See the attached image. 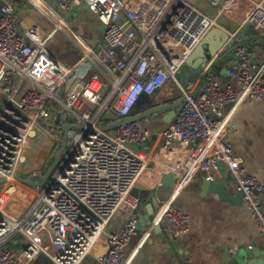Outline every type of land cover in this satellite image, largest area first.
<instances>
[{"label":"built area","instance_id":"obj_1","mask_svg":"<svg viewBox=\"0 0 264 264\" xmlns=\"http://www.w3.org/2000/svg\"><path fill=\"white\" fill-rule=\"evenodd\" d=\"M30 1L55 26L49 33L37 23L22 30L17 6L2 2L0 179L18 184L26 140L39 121L45 122L43 129L49 134L59 137V111L64 110L68 122L82 128L70 129L58 167L37 188L21 215H8V197L0 195V264H32L41 253L56 264H80L119 210L137 209L139 197L134 190L147 169L158 185H163L166 175H175L173 188L178 191L201 169L220 172L222 163L264 235V205L259 199L264 187L243 173L239 157L226 140L234 125L224 113L225 106L264 101V59L258 60L246 44L238 42V31L218 22L237 0H225L215 17L187 0H57L64 11L86 7L97 16L104 25L97 45L73 33L68 18L47 0ZM243 24L264 28L263 2L251 5ZM214 27L226 29L228 48L237 43L228 75L234 83L222 81L217 71L220 62L212 65L216 55L199 71L198 77L206 81L204 88L189 90L178 74ZM58 29H64L80 47L81 59L92 68L88 77L75 75L47 47ZM168 81L175 83L184 101L162 132V144L149 157L133 148L152 137L137 122L103 129L130 116L143 97L154 95ZM136 222L132 215L120 232H107L106 248L95 256L96 264H130L125 247L136 232ZM162 222L175 235L190 229L189 215L171 201L159 207L149 229ZM18 236L25 239L19 251L8 244L16 243Z\"/></svg>","mask_w":264,"mask_h":264},{"label":"crops","instance_id":"obj_2","mask_svg":"<svg viewBox=\"0 0 264 264\" xmlns=\"http://www.w3.org/2000/svg\"><path fill=\"white\" fill-rule=\"evenodd\" d=\"M7 1L17 6L19 24L22 30H25L28 25L33 23L41 26L47 20L30 0ZM254 2L264 3V0H237L235 5L228 11V16L240 24L238 35H240L242 27L246 25L243 24L246 12ZM29 4L34 7L32 5L28 6ZM84 10L88 9L79 7L69 13L77 16L79 11ZM65 16L67 17V15ZM92 17L95 20L97 19L96 23L99 25V19L94 13ZM96 23L86 25V29L96 31L97 34L94 41L98 44L103 37L104 25L100 23L99 28L96 27ZM41 28L44 33H49L54 29L47 32L42 26ZM226 28L228 29V27ZM223 30L226 31L225 28ZM56 32H54V35ZM238 37V42L246 44L255 53L258 60L264 59V28L256 30L251 26L244 35ZM235 45L237 43L231 48L223 45L217 52L216 55L218 57L225 55L220 61L221 67L229 68L233 64L236 58ZM81 56L80 47L71 39L70 42H67L63 55L58 57L69 67H72L75 75L86 78L92 73V68L88 62L81 59ZM220 76L224 83H234L228 76L221 73ZM205 83L204 77H196L194 80H190L187 85H183L189 90L198 91L204 88ZM178 91L175 83L168 81L165 87L154 95L143 97L131 115L141 113L152 106L170 103L179 99L181 94ZM224 113L230 124L234 125L229 127L226 140L232 145L235 154L239 157L243 173L254 176L264 187V101L255 100L239 105L227 104L224 108ZM165 114L166 111H162L137 121L142 128L152 132V137L146 143L140 146H133L143 156L149 157L162 144V132L171 124L165 121ZM44 131L47 132L46 130ZM24 156L23 158L21 157L19 168L21 167L25 172L28 170L29 159ZM35 174H39V172ZM18 175L20 174L18 173ZM20 176L25 177V175ZM204 177L226 180V172H216L214 169H201L182 189L176 191L173 187H166L164 184L158 185L155 182L153 172L147 169L136 185L135 193L139 197L137 209L133 212L128 209L119 210L108 224L106 233L100 237L91 253L80 264H96L95 256L106 248L107 232H120L125 222L132 215L136 217L137 221L141 216H145L154 197L156 198L154 216L162 204L171 201L189 215L190 229L184 234L175 235L162 222L160 227L155 225L150 230V225H147L143 230L136 231L125 247V255L130 259V264H232L231 261L225 262L224 260V247H228L231 252L252 248V250L264 253V235L258 230L254 217L245 204L242 202L240 205H235L222 200L214 192H204L202 189ZM17 185L18 187L22 186L20 184ZM225 187L231 194L238 191L235 180H227ZM27 188L28 190L24 192L18 188L20 197L25 203H21L23 208L15 212V217H18L26 210L34 196L32 194L37 191V188L34 187L27 186ZM29 189L31 190L30 192ZM261 192H264V189L259 193ZM0 195L7 197L4 193ZM15 239L17 240L16 243L11 241L8 244L19 251L25 244V239L22 236H18ZM261 258L260 255V258L253 259L254 263L249 262L248 264H259L258 259ZM32 264L56 263L44 253H41L34 259ZM242 264L247 263L242 261Z\"/></svg>","mask_w":264,"mask_h":264},{"label":"water","instance_id":"obj_3","mask_svg":"<svg viewBox=\"0 0 264 264\" xmlns=\"http://www.w3.org/2000/svg\"><path fill=\"white\" fill-rule=\"evenodd\" d=\"M188 2L192 3L196 7H198L200 10L205 12L211 17H215L218 13V8L221 7L224 0H187ZM3 0H0V13H1V6H2ZM218 22L222 26H228L229 30L232 32L238 31L240 28V24L236 21H234L231 17L225 15L220 16L218 18ZM251 28V24H246L242 27V30L240 31V35H244V33ZM239 35V36H240ZM229 38V34L227 31L223 30L220 27H214L212 28L201 40V42L197 45V47L194 49L190 57L187 59L185 64L182 66L181 71L178 74L179 80L184 84L187 85L188 82L191 80L192 73H199L200 69L203 68L208 61H210L216 53L219 51V49L225 45L226 41ZM225 55H221V57H218L216 61L212 63V65H215L217 60L220 62ZM217 71L221 74L228 76L229 75V68L228 67H221L220 65L217 66ZM184 101V96H181L179 99L166 103L161 105H155L152 106L141 113H138L136 115H130L128 117L123 118L122 120H114L108 124H106L103 129L105 131H109L114 129L117 126H120L124 123L128 122H137L141 119H143L146 116L152 115L154 113L166 111L165 114V121L168 123L172 122V119L176 116V113L179 110L180 105ZM54 111H56L54 109ZM55 113L52 114L51 117L54 116ZM60 118L62 120V124L60 125L61 129V135L59 137H56L52 134L51 136L54 137V139L59 141V147L55 152L53 162L48 167V169L42 173V174H33L28 176H16V181L20 185H25L29 187L34 188H41L43 187L46 182L51 178L53 172L58 167L62 155L65 153L67 145H68V138H69V131L71 128H77L81 129L82 125H74L68 122L66 118V114L64 110L59 111ZM56 125V124H54ZM220 167V170L222 172H226V180H212L208 177L203 178V185L202 189L204 192L211 191L220 196V198L224 201H228L230 203H233L235 205H240L243 202V192L241 190H238L236 193L231 194L227 188L225 187V184L227 180H234L233 176L231 175L230 171L227 170V168L222 164H218ZM176 177L173 174H168L163 179V184L166 187H174ZM6 183V179H0V188ZM136 191V188L134 192ZM259 199L264 205V192H261L259 194ZM156 207V198L154 197L152 199L151 205L148 208V212L145 216H141L140 219L136 222V231L143 230L147 225H150L152 223V219L154 216V211ZM160 227V225H158ZM157 228V227H156ZM225 256L224 260L225 262L231 261L232 264H242V261H245L247 264L249 262L254 263V258H260L258 259L259 264H264V253H260L257 250H252V248H246L242 250H237L235 252H231L228 247H224ZM253 260V261H251Z\"/></svg>","mask_w":264,"mask_h":264},{"label":"rangeland","instance_id":"obj_4","mask_svg":"<svg viewBox=\"0 0 264 264\" xmlns=\"http://www.w3.org/2000/svg\"><path fill=\"white\" fill-rule=\"evenodd\" d=\"M47 1L52 6H54L59 11L60 14L67 15L73 33L81 34L88 42H90L93 45H97V42L95 43L94 41L95 36L97 34L96 31L86 29V25L96 23L97 21V19L95 20V18L92 17L93 13L90 10L79 11L77 13V16H73L71 15V13L60 9L57 4V0H47ZM30 5L32 4H29L28 6ZM77 20H79V22H77ZM100 23H101L100 21H99V25L98 23H96L95 24L96 27L100 28V25L102 24ZM41 26L48 32L51 31L55 25L50 20L47 19L45 23L42 24ZM71 39L72 38L70 37V35L64 29H58L55 35L52 36L50 40L47 42V47L53 54L61 57V55H63V53L65 52V46L67 42L68 41L70 42ZM198 76L199 73H195V74L192 73L191 80H194ZM178 90L179 89L177 88V91ZM178 92H180V90ZM44 126H45V122L39 121V123L36 124L28 134L26 144L22 153V158L23 155H25L24 157L29 159L28 160L29 165L27 168L28 170L25 172L21 167L18 169V173L20 175L28 176V175H33L36 172L37 173L39 172V174L44 173L53 162L55 152L60 144L58 140L54 139L53 136H51L50 134L44 131L43 129ZM18 188L23 190V192L28 190L27 186L22 185L18 187L17 184H13V185L4 184L0 188V194L4 193L8 197V202L5 211L8 215L12 217H15V212H18L23 208V205L21 203L22 202L25 203V201H23L22 198L20 197ZM30 191L31 190L29 189V192Z\"/></svg>","mask_w":264,"mask_h":264}]
</instances>
